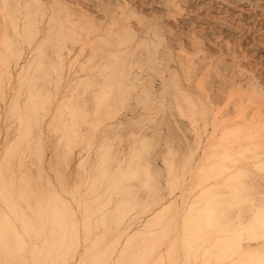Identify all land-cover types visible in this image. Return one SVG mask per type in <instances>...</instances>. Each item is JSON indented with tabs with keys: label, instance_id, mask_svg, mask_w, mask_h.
Listing matches in <instances>:
<instances>
[{
	"label": "rangeland",
	"instance_id": "374dc122",
	"mask_svg": "<svg viewBox=\"0 0 264 264\" xmlns=\"http://www.w3.org/2000/svg\"><path fill=\"white\" fill-rule=\"evenodd\" d=\"M263 80L264 0H0V224L264 264Z\"/></svg>",
	"mask_w": 264,
	"mask_h": 264
},
{
	"label": "bare ground",
	"instance_id": "6f19581e",
	"mask_svg": "<svg viewBox=\"0 0 264 264\" xmlns=\"http://www.w3.org/2000/svg\"><path fill=\"white\" fill-rule=\"evenodd\" d=\"M74 3V2H73ZM79 3V2H78ZM75 9V8H74ZM84 15V14H83ZM206 18V17H205ZM186 33V32H185ZM187 34V33H186ZM171 36V35H170ZM176 37V36H175ZM174 41V40H173ZM204 41V40H203ZM211 42V41H210ZM176 43V42H175ZM173 44V43H172ZM221 44V43H220ZM240 66V65H239ZM241 67V66H240ZM264 81V80H263ZM16 90V89H15ZM11 122V121H10ZM6 128V127H5ZM11 132V131H10ZM10 136V135H9ZM224 137V136H223ZM52 143V142H51ZM60 148V147H59ZM226 150V149H225ZM51 154H53V152L51 153ZM60 154V153H59ZM54 155H55V153H54ZM55 157V156H54ZM51 158V157H50ZM49 159V158H48ZM53 159V158H52ZM72 160V159H71ZM51 161V160H50ZM57 162H58V160H56ZM55 161V162H56ZM53 162H54V160H53ZM47 163H48V161H47ZM54 164V163H53ZM50 165H51V163H50ZM49 166V165H48ZM52 166V165H51ZM57 166H58V163H57ZM62 167V166H61ZM50 168V167H49ZM59 168V167H58ZM57 168V169H58ZM60 169V168H59ZM58 169V170H59ZM56 170V169H55ZM75 170V169H74ZM224 170V169H223ZM14 171V170H13ZM57 171V170H56ZM78 171V170H77ZM15 172V171H14ZM54 172V171H53ZM59 172H61V170H59ZM74 172V171H73ZM72 172V173H73ZM220 172H222V170L220 171ZM33 173V172H32ZM58 173V172H57ZM75 173V172H74ZM56 175V174H55ZM58 175H60V174H58ZM32 176V175H31ZM73 176H75V175H73ZM76 177V176H75ZM59 178V177H58ZM78 178V177H77ZM89 178V177H88ZM63 179V178H62ZM78 180V179H77ZM85 180V179H84ZM63 182V181H62ZM74 182H77V181H75L74 180ZM79 182V181H78ZM86 182V181H85ZM64 184V183H63ZM72 184V183H71ZM79 184V183H78ZM77 184V185H78ZM199 185V184H198ZM74 186H76V184L74 185ZM65 187V186H64ZM198 187V186H197ZM196 187V188H197ZM21 187H20V185L19 186H16V183H12V191H14V192H19V191H21V189H20ZM39 188V187H38ZM72 189V188H71ZM27 191V190H26ZM75 191V190H74ZM89 191V190H88ZM198 191H200V190H198ZM77 192V191H76ZM93 192H94V190H93ZM99 192V191H98ZM203 192V191H202ZM20 193V192H19ZM31 193V192H30ZM70 193V192H69ZM71 194V193H70ZM81 194V193H80ZM83 194V193H82ZM87 194V193H86ZM88 194H89V192H88ZM87 194V195H88ZM91 194V193H90ZM84 195V197H85V194H83ZM93 196V195H92ZM95 196V195H94ZM191 196V195H190ZM34 197V196H33ZM83 197V196H82ZM96 197H97V195H96ZM87 198V197H86ZM193 198V197H192ZM195 199V198H194ZM200 199V198H199ZM203 199V198H202ZM33 200V199H32ZM84 200V199H83ZM82 200V201H83ZM198 200V199H197ZM196 200V201H197ZM67 201V200H66ZM94 201V200H93ZM193 201V200H192ZM191 201V202H192ZM195 201V200H194ZM193 201V202H194ZM84 202V201H83ZM89 202V201H88ZM185 202V201H184ZM35 203V202H34ZM88 204V203H87ZM87 204H85V205H87ZM103 204V203H102ZM186 204V203H185ZM188 204H189V202H188ZM191 204V203H190ZM189 204V205H190ZM197 204V203H196ZM83 205H84V203H83ZM187 205V204H186ZM188 205V206H189ZM192 205V204H191ZM190 205V206H191ZM20 207L21 206H16L15 205V203L13 204V203H4L3 205H0V222L4 219V215L5 214H13V212H15L16 211V209L18 208V209H20ZM34 207V206H33ZM172 207H173V205H172ZM177 207V206H176ZM194 207V206H193ZM193 207L191 208V209H193ZM81 208H82V206H81ZM185 208H187V207H185ZM195 208V207H194ZM30 209V208H29ZM37 207H36V212H37ZM57 209H58V207H57ZM83 209V208H82ZM187 210H189V209H187ZM39 211V210H38ZM53 211V210H52ZM85 211V210H84ZM90 211H92L91 210V208H90ZM184 211V210H183ZM88 213H90L89 211H87ZM181 212V211H180ZM58 213V212H57ZM60 213H61V211H60ZM75 213H76V211H75ZM74 213V214H75ZM82 213H83V211H82ZM182 213V212H181ZM180 213V214H181ZM45 214V213H44ZM63 214V213H62ZM86 214V213H85ZM101 214V213H100ZM186 214V213H185ZM194 214V213H193ZM51 215V214H50ZM60 215V214H59ZM64 215V214H63ZM81 215H83V214H81ZM99 215V214H98ZM187 215H188V213H187ZM189 215H190V213H189ZM61 216V215H60ZM78 216V215H77ZM150 216V215H149ZM181 216H183V215H181ZM259 216H262L263 217V215H260L259 214ZM32 217V216H31ZM34 218H35V216H33ZM68 217H69V215H68ZM178 217V216H177ZM190 217V216H189ZM193 217V216H192ZM261 217V221H260V219H259V222H264L263 220V218ZM34 218H33V220H34ZM40 218V217H39ZM84 218H86V217H84ZM94 218V217H93ZM92 218V219H93ZM183 218V217H182ZM99 219V218H98ZM165 219V218H164ZM180 219V218H179ZM36 220V222H37V219H35ZM43 220V219H42ZM77 220V219H76ZM86 220V219H85ZM96 220V219H95ZM95 220H93L94 221V224L96 223V221ZM178 220V219H177ZM186 220V219H185ZM83 221V220H82ZM88 221H90V220H88ZM144 221H145V219H144ZM152 220H150V222H151ZM165 221H166V219H165ZM179 221V220H178ZM184 221V220H183ZM182 221V222H183ZM35 222V221H34ZM43 222V221H42ZM163 222V221H162ZM41 223V222H40ZM77 223V222H76ZM84 223H86V222H84ZM93 223V222H92ZM147 223H149V222H147L146 221V225H149V224H147ZM50 224H52V223H50ZM72 224V223H71ZM144 224V223H143ZM142 224V225H143ZM154 224V223H153ZM187 224V223H186ZM49 225V224H48ZM58 225V224H57ZM80 225H82V226H84L81 222H80ZM115 225V224H114ZM145 225V226H146ZM180 225H182L181 223H180ZM16 226H17V224H16ZM22 226V224L20 225V227ZM34 226H36V223H35V225ZM33 226V227H34ZM66 226V225H65ZM70 226V225H69ZM72 226V225H71ZM78 226V225H77ZM88 226H90L89 224L87 225V227H84V231H83V236L84 237H82V239H80L82 242H80L81 244H80V247H78V248H80L81 249V251H80V249H79V253L76 255V256H74V255H71L70 254V249L68 248L69 246H68V244H70L69 243V239L65 236V234H63L62 233V231H58L56 234H51L50 235V233H52V231L49 233V235L50 236H45L44 234H43V236H39V235H32V233H37V232H39L38 230H30V233L31 234H29V235H23V233L26 231H24V229L22 228V229H20V230H16V229H14L15 228V226H14V224H9V225H5V227L4 226H2L1 224H0V264H151V263H153V259H155L154 257H153V259H152V255L154 254V252H153V254H151L152 253V250H150L149 251V249L150 248H153L154 249V246H152V247H150L151 245H153V244H151V245H148L147 244V242H151L152 241V238H153V235H152V238L150 237V239H151V241H149V236H148V233L146 232L145 234H147V235H145L144 234V238H145V236H147L145 239H143L142 240V238H141V240H142V243H143V241L144 242H146L145 244L143 243H141V244H138L139 242H137L136 243V240L134 241V240H132L133 238L135 239L136 237L137 238H140V236L136 233V231L134 230L133 232H130V233H126V231L124 232L122 229L120 230V232H119V234L117 233V232H115L116 234H118V239L116 238V236L114 237L115 239H113V241H117L116 243H118V240H120L121 238H122V236H123V238L121 239L122 241H121V246H120V248L118 249L116 246L119 244H117V245H115V247H116V250L115 251H113L114 250V248H113V252H111L110 254H105V250L107 249V247H106V244L108 243L109 244V242H111V240H108V239H110V237L112 236H110V237H107V236H105L104 234H98V233H96V232H91L90 233V227H88ZM155 226V225H154ZM153 226V227H154ZM158 226H159V224H158ZM157 226V227H158ZM165 226V225H164ZM189 226V225H188ZM188 226H187V228H186V230H188ZM40 227V226H39ZM42 227V226H41ZM94 226H91V228H93ZM118 227V226H117ZM127 227V226H126ZM142 227V226H141ZM148 226H146V228H147ZM151 227V226H150ZM156 227V226H155ZM155 227H154V229H155ZM156 227V228H157ZM163 227V226H162ZM184 227V226H183ZM17 228V227H16ZM82 228V227H81ZM80 228V229H81ZM124 228V227H123ZM130 228V227H129ZM164 228V227H163ZM165 228H166V226H165ZM190 228V227H189ZM37 229V228H36ZM52 229V228H51ZM56 229V228H55ZM60 229V228H59ZM66 229V228H65ZM72 229V228H71ZM79 229V228H78ZM93 229H95V228H93ZM96 229H97V227H96ZM107 229V228H106ZM136 229V228H135ZM179 229V228H178ZM43 230V229H42ZM63 230H64V228H63ZM129 230V229H128ZM155 230H157V229H155ZM160 230H161V228H160ZM180 230V229H179ZM185 229L183 230V232L185 233V231H186ZM218 230V229H217ZM81 231V230H80ZM88 231V232H87ZM96 231V230H95ZM115 231V230H114ZM116 231H117V229H116ZM118 231H119V228H118ZM140 231H141V229H140ZM153 231V230H152ZM151 231V232H152ZM165 231V230H164ZM167 231V230H166ZM165 231V232H166ZM176 231V230H175ZM203 231H205V229H203L202 230V232ZM64 232H65V230H64ZM106 232V231H105ZM128 232V231H127ZM149 232V231H148ZM159 232V231H158ZM182 232V231H181ZM181 232H180V234H181ZM188 232V231H187ZM190 232H191V230H190ZM221 232H223V231H221ZM47 233V232H46ZM73 233V232H72ZM87 233H89V234H87ZM156 233H157V231H156ZM162 233V232H161ZM179 233V232H178ZM184 233H182V234H184ZM198 233V232H197ZM196 233V234H197ZM207 233V232H206ZM87 234V236H90L89 238L86 236L85 237V235ZM93 234V235H92ZM135 234L136 235H138V236H135ZM142 233L140 232V235H141ZM153 234H155L154 232H153ZM159 234H160V232H159ZM175 234V233H174ZM188 234V233H187ZM201 234V233H200ZM23 236V238H22V236ZM102 235V236H101ZM149 235H150V233H149ZM199 235V234H198ZM197 235V236H198ZM216 235V234H215ZM227 235V234H226ZM81 236V235H80ZM92 236V237H91ZM114 236V235H113ZM134 236V237H133ZM167 236V235H166ZM171 236V235H170ZM187 236V235H186ZM188 236H190L189 234H188ZM202 236V235H201ZM206 236H208V234L206 235ZM216 236H218V235H216ZM220 236V235H219ZM142 237V236H141ZM180 237V236H179ZM193 237V236H192ZM191 236H190V238H192ZM113 238V237H112ZM156 238H158V236L156 237ZM156 238H155V240H156ZM171 238V237H170ZM181 238V237H180ZM195 238V237H194ZM207 238V237H206ZM178 239V238H177ZM182 239H184V237H182L181 238V240ZM189 238H187V241H189L188 240ZM196 239V238H195ZM199 239V238H198ZM212 239V238H211ZM72 240V237L70 238V241ZM77 240V239H76ZM140 240V239H139ZM140 240V241H141ZM153 240H154V238H153ZM154 240V241H155ZM191 240V239H190ZM203 240V239H202ZM205 240V239H204ZM203 240V241H204ZM234 240V239H233ZM154 241H152L151 243H155ZM164 241V240H163ZM196 241V240H195ZM210 241V240H209ZM232 241V240H231ZM74 242V241H73ZM72 242V243H73ZM120 242V241H119ZM157 242H159V241H157ZM184 242H186V241H184ZM198 242V241H197ZM205 242V241H204ZM189 243H190V241H189ZM227 243V242H226ZM107 244V245H108ZM111 244H113V243H110L109 245H111ZM160 244V243H159ZM158 244V245H159ZM179 244V243H178ZM199 244V243H198ZM198 244H196V245H198ZM74 245H75V243H74ZM120 245V244H119ZM155 245V244H154ZM191 245H192V243H191ZM190 245V246H191ZM195 245V244H194ZM195 245V246H196ZM206 245H208V243L206 242ZM211 245V244H210ZM209 245V246H210ZM224 245V244H223ZM222 245V246H223ZM77 246V245H76ZM150 248H149V247ZM199 246V245H198ZM204 246V245H203ZM219 246V245H218ZM230 246V245H229ZM229 246H227V247H229ZM157 247H159V246H157ZM205 247V246H204ZM206 247H208V246H206ZM215 247V246H214ZM213 247V248H214ZM226 247V246H225ZM74 248H76V247H74ZM112 248V247H111ZM111 248H110V250H111ZM155 248H156V246H155ZM164 248V247H163ZM183 248V247H182ZM185 248V247H184ZM192 248V247H191ZM103 249H105L104 251H103ZM180 249V248H179ZM179 249H178V253H179ZM186 249H188V247L186 248ZM194 249V248H193ZM208 249V248H207ZM156 249H154V251H155ZM181 250V249H180ZM191 250V249H190ZM199 250H200V248H199ZM187 251V250H186ZM151 252V253H150ZM159 252V251H158ZM158 252H156V253H158ZM182 252V251H181ZM180 252V253H181ZM184 252V251H183ZM206 252V251H205ZM205 252H204V254H205ZM74 254H75V252H73ZM155 253V254H156ZM186 253V252H185ZM191 253V252H190ZM202 253H203V251H202ZM201 253V254H202ZM208 253V252H207ZM189 254V253H188ZM195 254V253H194ZM157 255V254H156ZM176 255V254H175ZM182 255V254H181ZM187 255V254H186ZM191 255V254H190ZM197 255V254H196ZM207 255V254H206ZM180 256V255H179ZM185 256V255H184ZM191 257V256H190ZM193 257V256H192ZM197 257V256H196ZM178 258V257H177ZM181 260H180V263H182L181 261H183V257H179ZM195 258V257H194ZM150 259L152 260V262L150 263ZM176 259V258H175ZM184 259H185V257H184ZM188 259H189V257H188ZM191 259V258H190ZM193 259V258H192ZM197 259V258H196ZM202 259V258H201ZM186 260L187 259H185V262H186ZM205 260V259H204ZM177 261H179V260H177ZM176 261V262H177ZM191 262V261H190ZM175 263V262H174ZM174 263H170V264H174ZM192 263V262H191ZM202 263V262H201ZM184 264V263H183ZM197 264H198V262H197Z\"/></svg>",
	"mask_w": 264,
	"mask_h": 264
}]
</instances>
